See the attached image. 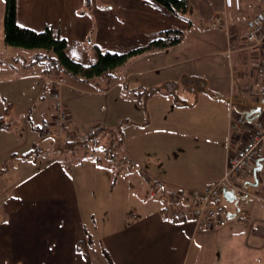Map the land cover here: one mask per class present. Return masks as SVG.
I'll return each mask as SVG.
<instances>
[{
	"label": "crops",
	"instance_id": "obj_1",
	"mask_svg": "<svg viewBox=\"0 0 264 264\" xmlns=\"http://www.w3.org/2000/svg\"><path fill=\"white\" fill-rule=\"evenodd\" d=\"M199 2L189 0L190 11L180 17L155 0H18L16 19L20 26L37 32L51 27L56 38L66 40V53L72 60L91 65L98 59L97 48L129 53L164 38L172 29L182 30L185 38L193 28L187 15L191 10L197 12ZM203 4L207 11L199 14H206L214 28L223 30L227 55L231 44L238 47L237 38L245 32V23L218 21L227 12L224 0L202 2L201 9ZM259 10H264V0H241V11H233V15L252 16ZM4 13L5 0H0L3 42ZM184 38L177 45L152 48L131 58L118 69L122 72L118 71V79L109 86L105 78V85H90L88 82L95 80L84 82L66 74L48 76L44 68L32 70L13 55L4 57L6 53L0 52V118L6 122L0 129V264H93L95 259L100 262L97 264H189L205 226L192 220L168 222L161 211L163 196L171 190H203L221 180L229 150L239 149L254 124L235 134L231 130L235 108L201 92L205 82L194 75L197 69L175 72L172 68L178 62L156 65L158 57L176 51ZM143 59L152 63L134 67ZM162 70H168L166 75L151 76ZM250 74H255L254 80L241 73L225 88L219 81H210L212 94H241L252 99L263 85L256 72ZM141 75L149 78L135 80L136 88L131 89L129 79ZM53 81L60 83L57 91L69 113L68 133L79 139L90 128L102 126L90 141L78 140L66 146L48 136V132H55ZM126 89L137 91L131 101L137 102L140 112L134 119L119 113L127 104ZM180 90L179 99L176 93ZM114 92L123 94L120 102L112 96ZM98 97L109 106L100 116L90 100ZM200 102L205 108L202 112L196 110ZM216 119L219 127L213 122ZM121 122H127L126 126H120ZM112 132L122 138L116 147L118 153L125 150L120 161L103 157L107 147L115 149L116 144L109 145ZM215 132L220 136L219 150L216 139L209 149L220 155L217 161L207 163V155L198 152L201 149L190 151L191 147L184 145L201 141L206 147L205 136ZM176 139L177 147L171 143ZM101 154L104 161L98 159ZM250 167L253 171L255 163ZM202 171L205 174L199 175ZM114 177L119 179L114 181ZM246 177L253 180L247 175L238 177L239 182H245ZM259 179L258 188L247 199L251 222L241 223L226 214L217 234L248 238L254 230L256 237L264 239V225L260 224L264 221L260 206L264 170ZM246 245L264 248L250 242Z\"/></svg>",
	"mask_w": 264,
	"mask_h": 264
},
{
	"label": "rangeland",
	"instance_id": "obj_2",
	"mask_svg": "<svg viewBox=\"0 0 264 264\" xmlns=\"http://www.w3.org/2000/svg\"><path fill=\"white\" fill-rule=\"evenodd\" d=\"M205 1H209V0H200L199 8L197 12L192 13L193 10H191V12L187 15V18H189V20L193 23V26H192L193 28L191 32L189 33L185 32L186 36L185 38L183 37L184 38L183 43L180 46L175 47L176 51L169 53V55L160 56L157 58L158 59L157 61H154V60L153 61L156 63V65H163L166 63H175V62L179 63V61L184 60L183 62L179 64L177 63L176 67L172 69H175V72L184 70L186 73H188L190 70L197 69L194 75H197L198 77L202 79L203 82L207 83L208 90L212 94L214 89L213 87L210 86V83H211L210 81H214V80L219 81L222 88H225L228 83L233 84V79L237 81L241 73L244 74L247 80H251L253 79V77H256L255 74L254 76H251L250 73L252 71L256 72L255 61L257 60V58L255 57V55H251L249 52H245L241 54L239 53L235 54L231 52L230 54H227V55L225 54L224 50L225 48H227V40H226V36L223 30L221 28H214L212 24H210L211 22L209 21V19H206L207 18L206 14H203V13L199 14L203 10L207 11L206 4L205 6L203 4V8L201 9V3ZM193 2L194 0H192V3ZM0 43H1L0 52L3 51L4 53H6L4 57H7V55H13L16 59H19L20 61L27 63L25 64L26 66L30 65V67H32V70H39V69L45 68L46 59L42 61H39V60L37 61V56L45 54L46 53L45 50L12 47V46L7 45L5 43V40L4 42L0 40ZM86 43L88 44V42ZM102 52H106V51L104 50ZM1 56L2 55H0V57ZM150 63H152L151 60L148 61L146 59H143L141 62L134 64V67H138V66L145 67V65H148ZM167 71L168 70L158 71L152 74L151 76H163V75H166ZM119 72H122V71L120 70ZM0 75H2L1 70H0ZM147 78L149 77L146 75H141L138 77L134 76L133 78L129 79L130 88L135 90L136 88L135 80H146ZM100 82L104 83L105 85L106 81L102 79L101 77H99L95 79L94 83L88 82V84L96 85L95 83L100 84ZM161 91H166V89L162 88ZM180 92L181 90L178 93H176L179 99H180L179 97ZM201 92L204 93L205 96L211 98L205 91H203V89L201 90ZM257 92H259V90H257ZM136 94H137V91L130 92L128 90H127V93L124 94V98H125L124 103H127V104L120 109L119 113L121 115L130 117V119H134L137 113L140 112V109L138 111V109L136 108V107H140L137 104V102H134L132 104V101H131L132 95L135 96ZM195 94L198 95L199 93L196 92ZM112 96H115V99L120 102V98H122L123 94L119 93L118 95H116V92H114L112 93ZM255 98L256 100H258L259 97L257 96V94H254V97H252V100H255ZM90 100L94 101L93 104H95V109L93 110L99 111V116L100 114L103 115L107 112V111L105 112L106 107H107V110L109 109L108 104L102 102L100 97H98L97 99L90 98ZM102 105H105V106H103L102 108ZM204 109L205 108H202L201 106V102L196 107V110L199 112L204 111ZM222 110L223 109L221 108V111ZM146 111L148 112L150 111L149 106ZM208 111L210 112L212 110H208ZM235 112L236 110L233 111V114H232L233 117L234 115H236V117L239 115ZM213 122L215 123V125H218L219 127V120L216 119V121H213ZM126 123L127 122H121L120 126L124 127L126 126ZM117 127H119L118 124H117ZM205 137H206L205 139H208L207 140L208 145L206 146L207 148L204 147V143H202L201 141H198L197 143H195L196 145L194 144L192 145L191 143H189L188 145L185 143L184 145L191 147L190 151L194 149L196 150L201 149V151H198V152L199 153L204 152L205 155H207L206 156L207 163H210L213 160H216V161L219 160L220 155L216 153L212 147H210L209 149V145L213 144L212 141L217 140L216 147H217V152H218L219 150L218 141H219L220 136L218 135L217 132H215V134L213 135L207 134ZM210 139L211 141L209 143ZM115 143H118L117 140L115 141ZM171 143L173 146L177 147V139L172 141ZM186 146H184L182 149L183 150L186 149L187 148ZM107 149L108 147L103 151V157L109 160L110 158H108L106 154ZM122 152H125L124 148L120 149L119 153L117 151L118 155L115 156L117 157V160L119 161L122 158L121 157ZM98 159L103 160L102 154L100 155ZM202 165L203 164H200L198 165V167H201ZM225 171H226V168H225ZM204 174H205V171H202L199 175H204ZM118 179L114 177L113 180L116 181ZM248 179H251V178L246 177L244 180L248 181ZM260 206L263 210L262 214L264 216V199H263V202L260 201ZM227 207L231 208L232 204L227 203ZM246 207L247 209L248 207L251 208V204L246 205ZM225 216L226 214H224V218ZM251 217L252 216H250L249 222H251ZM95 220L97 222V217H95ZM260 224L264 225V221L263 222L260 221ZM218 227L219 226H216L214 228H209L205 226V229L201 228L204 231L200 230L199 233H201L203 237L200 240L197 239L194 245L192 254L190 256V259H189V264H264V248L262 250L261 249L258 250L256 247L246 245L247 242H250V243L261 245L264 247V239L256 237L255 235L256 233L254 230H252V234L250 236H249V232H247V235L249 236L248 238H246L245 236L230 238L229 236L225 234L223 235L217 234ZM237 227H239V224H237ZM235 231H237L236 227H235ZM223 236H226V237H223ZM83 249L85 250V248ZM97 263H100V262H98V260L95 259V262L93 264H97Z\"/></svg>",
	"mask_w": 264,
	"mask_h": 264
},
{
	"label": "built area",
	"instance_id": "obj_3",
	"mask_svg": "<svg viewBox=\"0 0 264 264\" xmlns=\"http://www.w3.org/2000/svg\"><path fill=\"white\" fill-rule=\"evenodd\" d=\"M227 12L218 21H225L226 25L230 22L245 23V32L239 34L237 40L239 46H230L227 53L232 50H243L256 52L258 54L256 64V74L260 78L263 87L257 92L259 99L264 98V10L257 11L252 16L245 14H234L241 11V0H224ZM55 104V115L53 117V126L55 132L48 136L54 137L64 144L75 141H88L99 131V127L90 128L88 133L82 138L76 139L75 135L68 133L69 113L63 102L59 91L55 90L51 94ZM249 123L244 116L238 115L232 119L231 128L235 134H241ZM253 130L249 133L247 139L239 149L229 150L226 171L223 178L215 183L208 185L203 190H171L163 196L162 213L168 222L176 224L192 220L196 224L214 228L220 225L224 220V214L227 211V202L223 196V189L227 188L235 192L242 191L238 182V177H245L252 174L251 163L262 160L264 163V113L260 118L253 122ZM108 158L117 161L114 150H106ZM127 157H123L126 160ZM247 202L241 206L238 214V221L246 223L250 221V212L246 208Z\"/></svg>",
	"mask_w": 264,
	"mask_h": 264
},
{
	"label": "trees",
	"instance_id": "obj_4",
	"mask_svg": "<svg viewBox=\"0 0 264 264\" xmlns=\"http://www.w3.org/2000/svg\"><path fill=\"white\" fill-rule=\"evenodd\" d=\"M17 1L18 0H5V43L12 47L45 50V54L37 56V61H42L46 59L44 73L48 76L53 75L59 77L62 74H66L84 82L93 81L96 78L101 77L105 78L108 81L106 86H109L110 82L118 79V69L124 66L131 58L138 56L152 48H165L177 45L183 38L182 30L172 29L165 33L164 38H158L157 40L153 41L149 46L138 48L129 53L119 54L111 52H102L96 47L98 51L97 61L91 65H83L78 62H75L67 55L66 40L56 38L53 34L51 27H47L45 30L37 32L29 28L20 26L17 23L16 19ZM155 1L180 17L184 16L191 9L189 0ZM58 85H60L59 82L53 81V89L57 90ZM106 86L105 89H107ZM5 123V119L0 118V129L5 127ZM96 127L101 128L102 126ZM119 136L120 133L112 132L109 137V145L116 144L114 145L115 149L110 146L108 147L114 150L115 156L116 149L122 141V138H120ZM116 140L118 143H115ZM67 145L68 143L66 144V146ZM111 159L114 160L113 158Z\"/></svg>",
	"mask_w": 264,
	"mask_h": 264
},
{
	"label": "water",
	"instance_id": "obj_5",
	"mask_svg": "<svg viewBox=\"0 0 264 264\" xmlns=\"http://www.w3.org/2000/svg\"><path fill=\"white\" fill-rule=\"evenodd\" d=\"M203 91H205L211 98L224 101L233 105L236 111L240 115H244L249 123L260 118L264 113V98L260 101H257L256 99L252 100L251 98H245L241 94H239L238 96L235 95L230 97H215L209 92L207 83H205ZM262 170H264V164L262 160H257L253 169V180L245 181L242 185L246 193H236L232 190H228L227 188L223 189L224 199L228 203L232 204V207L227 211L228 218H237V215L241 210L240 202L242 200H247L250 197V194L253 192V189L258 188L260 183L259 172H261Z\"/></svg>",
	"mask_w": 264,
	"mask_h": 264
}]
</instances>
